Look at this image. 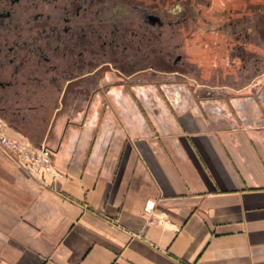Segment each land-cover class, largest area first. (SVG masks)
<instances>
[{"label": "crops", "instance_id": "crops-1", "mask_svg": "<svg viewBox=\"0 0 264 264\" xmlns=\"http://www.w3.org/2000/svg\"><path fill=\"white\" fill-rule=\"evenodd\" d=\"M165 87L2 116L53 162L0 149V264H264V80Z\"/></svg>", "mask_w": 264, "mask_h": 264}, {"label": "flooded vegetation", "instance_id": "flooded-vegetation-1", "mask_svg": "<svg viewBox=\"0 0 264 264\" xmlns=\"http://www.w3.org/2000/svg\"><path fill=\"white\" fill-rule=\"evenodd\" d=\"M250 6L251 0H0V117L63 113L68 100L87 102L85 110L76 107L87 114L113 88L135 95L137 87L162 93L163 85L207 84L198 61L210 69L206 62L216 66L220 57L249 79L246 61L264 27L262 20L249 24Z\"/></svg>", "mask_w": 264, "mask_h": 264}, {"label": "rangeland", "instance_id": "rangeland-1", "mask_svg": "<svg viewBox=\"0 0 264 264\" xmlns=\"http://www.w3.org/2000/svg\"><path fill=\"white\" fill-rule=\"evenodd\" d=\"M245 9H247V7H245ZM235 10H239V13L241 15L244 13L242 5L235 6ZM248 14L250 15L249 24L251 26L258 24V20H262L263 21L262 25H264V0H251V6L249 8ZM261 33L260 34L256 33L258 36L254 38V41L252 42V45H251V51L254 53L251 54L250 61L248 60L246 61V64L249 65V67L245 72V77H247V74L249 73V77H248L249 79L244 80L243 72H241L238 65L231 67V64L228 61L226 60L224 61V58L220 57L218 60V65L216 66L213 65V61L206 62L211 67L210 69H206L207 66L203 64L204 61L203 63L201 61H198L199 63L198 67L202 69L203 71L202 77L211 81L210 83L202 84V86L218 87V88L232 87L235 90H240L250 80H255L258 78L264 80V36L261 37V35H264V27L261 30ZM197 52L202 53L200 49H198ZM257 62H259V64H256ZM173 83H176V82H173ZM179 84L181 85L191 84L193 86H198L200 83L196 84L194 81L190 80L186 83H178V85ZM176 86H177V83L172 84V85H167L165 87L167 88L166 94L171 98L172 101L177 99L176 95L178 94L175 95ZM153 88H156L157 90H159V88L155 86V87L146 88L145 92L150 93V90H152ZM76 107L77 105L75 104L74 109H76ZM7 135L9 137H12L8 133Z\"/></svg>", "mask_w": 264, "mask_h": 264}, {"label": "built area", "instance_id": "built-area-1", "mask_svg": "<svg viewBox=\"0 0 264 264\" xmlns=\"http://www.w3.org/2000/svg\"><path fill=\"white\" fill-rule=\"evenodd\" d=\"M8 128L7 122L0 117V149L32 178L44 185V180L37 175V171L43 169L49 173L53 162L52 150L46 145H35L27 139L9 137Z\"/></svg>", "mask_w": 264, "mask_h": 264}]
</instances>
